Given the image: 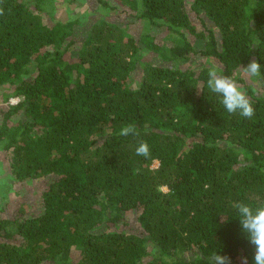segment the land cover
Returning <instances> with one entry per match:
<instances>
[{
  "label": "trees",
  "instance_id": "1",
  "mask_svg": "<svg viewBox=\"0 0 264 264\" xmlns=\"http://www.w3.org/2000/svg\"><path fill=\"white\" fill-rule=\"evenodd\" d=\"M51 1L0 0V264H254L234 205L264 204V0H96L66 20ZM8 180L38 213L9 211Z\"/></svg>",
  "mask_w": 264,
  "mask_h": 264
},
{
  "label": "clouds",
  "instance_id": "2",
  "mask_svg": "<svg viewBox=\"0 0 264 264\" xmlns=\"http://www.w3.org/2000/svg\"><path fill=\"white\" fill-rule=\"evenodd\" d=\"M254 46L257 45L254 43ZM243 73L252 78L261 77V64L253 58L246 66H243ZM208 77V88L221 98L220 102L227 112L233 114L239 112L240 116L249 119L254 116L255 110L251 101L232 76L223 75L216 67L210 66ZM135 134H137L136 128L132 124L123 126L119 132L121 136ZM149 153L148 143L141 141L136 148V155L147 157ZM234 207L238 210L242 230L247 235L249 243L254 246V264H264V204L254 208L240 202ZM211 264H231V258L215 252L211 256ZM243 264H247V258H244Z\"/></svg>",
  "mask_w": 264,
  "mask_h": 264
},
{
  "label": "rangeland",
  "instance_id": "3",
  "mask_svg": "<svg viewBox=\"0 0 264 264\" xmlns=\"http://www.w3.org/2000/svg\"><path fill=\"white\" fill-rule=\"evenodd\" d=\"M108 1H110L112 4L114 3L113 0H108ZM70 2H71L70 0H66V3H65V0H52L51 1L50 7L53 5L59 6V8H56L55 14L53 15V17H55V20H57V19H65L66 20L67 18L72 19V18L76 17L77 15L79 16L85 10L91 11V9H96L98 7V2H96V0H76L75 3H70ZM109 12H111L110 14H112L114 17H116L118 21H122L124 18V15L119 10L109 11ZM112 20L117 21L115 19H112ZM50 23H52V22H50ZM190 65H192L195 68L200 67V63L198 62L196 64V60L190 62ZM18 101H19L18 98H12L11 99V103H13V104H16ZM1 158H2V156L0 155V160L3 161ZM4 164L5 165H1L2 168L0 167V171L2 172V173H0V178H8L9 177L8 170H7V164L5 162H4ZM158 165H159V163L155 161L153 164V168H158ZM7 182L13 183V190L10 191L9 200L7 202L9 211H13L15 207L18 208L20 206L25 205L26 208L27 207L29 208V212H36V213L39 212L35 206V204L37 202L34 200L36 198L32 192L29 193L26 191H22L23 188L15 181L9 182V180H8ZM26 189L34 191L31 188H26ZM20 190L22 191V193L17 195L16 192H18ZM163 190L167 191V188L164 187Z\"/></svg>",
  "mask_w": 264,
  "mask_h": 264
}]
</instances>
